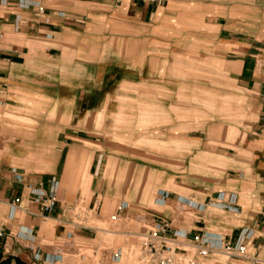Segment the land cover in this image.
Instances as JSON below:
<instances>
[{
	"label": "crops",
	"instance_id": "obj_1",
	"mask_svg": "<svg viewBox=\"0 0 264 264\" xmlns=\"http://www.w3.org/2000/svg\"><path fill=\"white\" fill-rule=\"evenodd\" d=\"M68 1L0 0V264H37L29 234L84 233L83 175L105 218L125 190L108 161L158 176L156 206L193 204L190 223L158 221L202 237L200 264H264V0ZM238 243L254 260L227 254Z\"/></svg>",
	"mask_w": 264,
	"mask_h": 264
},
{
	"label": "rangeland",
	"instance_id": "obj_2",
	"mask_svg": "<svg viewBox=\"0 0 264 264\" xmlns=\"http://www.w3.org/2000/svg\"><path fill=\"white\" fill-rule=\"evenodd\" d=\"M74 1H86L97 3L99 7H113L118 8L122 4L127 3L128 0H74ZM50 4L55 2L69 3L68 0H46ZM93 5V4H92ZM156 145V144H149ZM102 148V147H98ZM136 161L138 159H135ZM153 165V161L146 160ZM87 161H81V168L84 171ZM155 165V164H154ZM112 171V172H111ZM104 178L111 180L114 184H117L119 188L121 186V180L123 178L125 190L115 189L113 199H106L104 196L101 198L102 205L97 204L98 209L103 206V214L106 212V217L101 218L99 216H92L86 209V201L91 195V191L88 188L90 178L82 176L80 183V198L78 199L75 210H82L89 214V219L83 223L85 226H89L92 229H82L84 233H75L74 237L58 239L54 243V247L58 246L61 249V253L65 259H69L70 264H97L100 260H105L107 257L106 249L122 248L123 259L121 264H138L136 257L132 255L129 250L132 245L139 241V237L133 236L131 233L141 232V228L144 225L145 220H165L168 212L181 223H190L195 218V214L188 207H181L178 203L169 201L164 207H158L155 205L154 200L156 198L157 187L160 184L158 176H154L148 172H141L139 169H134L131 165L129 167L128 174L121 177L120 174H116L114 165L107 162L106 171L102 173ZM168 177V176H166ZM166 177L164 179H166ZM161 184L164 183L162 182ZM166 190L172 192L175 190L173 184H168L166 187L164 184L160 186ZM180 194H184V191H178ZM167 195V194H166ZM98 198V200H99ZM104 201V202H103ZM121 201L125 202L126 207L121 214L116 210L119 207ZM94 214V213H93ZM168 219V217H167ZM147 222V221H146ZM178 224V223H174ZM86 231V232H85ZM51 243V242H47Z\"/></svg>",
	"mask_w": 264,
	"mask_h": 264
},
{
	"label": "built area",
	"instance_id": "obj_3",
	"mask_svg": "<svg viewBox=\"0 0 264 264\" xmlns=\"http://www.w3.org/2000/svg\"><path fill=\"white\" fill-rule=\"evenodd\" d=\"M53 183L54 185L50 188L49 198L44 197V194L37 195V199L44 209H52L57 201L55 196L56 181L53 180ZM18 202L19 199H16V203ZM178 205L180 208L193 206L191 202L182 201H179ZM195 207L200 209V206L197 207L195 205ZM95 209L92 208L88 212L94 213ZM74 211V219L71 224L80 229H92L83 225L87 221L86 216H89V214L87 212L84 213L82 210ZM141 228L143 229L141 232L131 233L133 236L139 237V241L136 244L137 246L133 244L129 250L136 257L138 264H200L201 260L209 257L212 252L204 245L201 236H196L193 244L187 243L185 234L179 231H170V223L167 221L145 220ZM25 245L37 264H63L65 257L60 252V247H54V243L38 240L34 235L29 234ZM226 249L229 251L228 255L244 260H254L244 252L245 248L242 243H238L233 248L226 247ZM106 251L107 257L105 260H100L97 264H121L123 259L122 248L110 247Z\"/></svg>",
	"mask_w": 264,
	"mask_h": 264
}]
</instances>
